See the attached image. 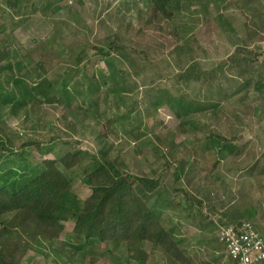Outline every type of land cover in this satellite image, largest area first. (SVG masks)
Wrapping results in <instances>:
<instances>
[{
  "label": "rangeland",
  "instance_id": "1",
  "mask_svg": "<svg viewBox=\"0 0 264 264\" xmlns=\"http://www.w3.org/2000/svg\"><path fill=\"white\" fill-rule=\"evenodd\" d=\"M6 1L9 0H0V39L7 36L5 40L11 50L14 69L12 72L8 70L9 75L18 74L20 70L23 75L30 72L33 76L22 77L30 78L27 82L32 84L35 79L42 81L46 78L60 82L63 79L61 75L69 72L74 83L70 89L75 97L87 96L92 85L98 88L93 98L98 100L99 109L83 115L75 107L71 110L69 107L59 108L56 104L34 105L19 112L13 111L12 105L0 107V128L5 134V153L1 163L6 157L11 158L12 154L6 151L11 144L14 154L19 155L25 149L24 144L38 141L43 142V147L53 145L56 153H65L69 145L51 141L60 136L70 144L69 148H81L97 154L101 147L110 156L119 157V161H123L136 176L150 177L153 169L159 174L165 164L164 160L155 157L158 151L162 152L158 139L180 123L168 105L152 111L154 94L151 93H156L152 90L163 89L173 98L185 95L193 101L201 99L205 101L200 100L201 108L207 111L200 114L197 120L202 123L199 124L210 126L229 140L235 138L238 152L211 172L214 159L189 145L193 141L192 135L177 137L176 142L183 146L173 156L191 155V160L185 159L197 164L207 176L199 174L191 179V185L186 182L182 185L176 183L173 168L166 170L163 174L166 197L179 207L164 211L163 218L168 228H176L174 235L183 242V247L216 250L226 261L228 256L217 239L218 228L213 226L220 220L228 222V218L220 215L221 212H229L230 220L256 209L252 222L259 232L263 230L264 233V104L251 91L229 108L225 107L228 103L221 100L229 92L223 85L233 87V80L238 81L227 71L230 56L237 53L238 48H243L246 51L243 56L248 55L254 60L253 54L264 51V0L202 2L198 6V17L179 13L171 22L161 16L150 15L147 4L142 0H27V4L21 2L18 8L13 9H9ZM18 22L21 26L11 33V28ZM184 33L197 38L199 46L195 45L193 54L178 45L179 36ZM110 43L123 45L122 56L127 57L125 60L112 53L110 59L116 65L114 76L109 75L103 61L105 58L97 51L103 48L104 52H109ZM79 54L81 56L77 60ZM243 56L238 54L236 59ZM36 62L43 63L47 73L38 70ZM189 67L190 70L192 67V73L203 76L201 82L183 83L178 80L177 75ZM205 70L215 76L204 74ZM224 72L228 75L222 76ZM225 77L229 78L228 83H225ZM115 81L120 83L119 88L127 90L133 87L134 91L114 98ZM240 90H237L240 92L238 96L247 92ZM217 102L222 103L215 104ZM257 107L260 111L255 114ZM128 113L130 117H126ZM103 114L105 116H101ZM107 114L120 120V125L113 124L114 132L108 134L104 124ZM142 121L147 122L148 127L140 125ZM68 122L76 125L74 131L66 127ZM122 125L124 129L121 131ZM26 151L32 158L44 160L36 148H27ZM164 153L170 161L167 150ZM48 156L47 159L55 158L54 154ZM60 168L68 171L72 168L73 172H70L75 173L76 178L78 175V179L73 180L74 190L85 200L91 190L80 180L78 161L66 158ZM185 193L190 195L187 202ZM209 193L213 194L212 199L224 200L225 209L218 206L212 214L208 207ZM200 201L203 205L199 204ZM185 205L187 209L182 208ZM72 226L67 223L66 231L55 248H61L64 242L70 241ZM111 248L113 250L114 247ZM47 254L44 257L29 252L23 264H112V261L126 264L127 259L126 250L122 247L114 250L112 255L103 252V257H100L99 254L100 260L84 252L67 255L48 250ZM149 264L170 263L159 252Z\"/></svg>",
  "mask_w": 264,
  "mask_h": 264
},
{
  "label": "trees",
  "instance_id": "2",
  "mask_svg": "<svg viewBox=\"0 0 264 264\" xmlns=\"http://www.w3.org/2000/svg\"><path fill=\"white\" fill-rule=\"evenodd\" d=\"M142 1L147 4L150 15L161 16L168 22H171L173 17L179 13H188L190 17H198V6L202 2L205 4L211 2V0ZM6 2L9 3V5L7 4L9 9L18 8L21 2L24 5L28 3L27 0ZM196 8L198 9L196 10ZM17 24L11 28V33L21 26V22ZM189 35L187 33L180 35L178 45L186 52L193 54V48L195 45L199 46V43L195 35ZM6 37L5 39H7ZM5 39H0V107L12 105V110L19 112L34 105L56 104L59 108L69 107L71 110L75 107L83 115L98 112V100L93 98L94 94L99 91L98 88L92 85L89 93L91 95L75 97L74 91L70 89V85L74 83L69 77L71 76L69 72L61 75L63 79L60 82L46 78L42 81L35 79L32 84L27 82V79L30 78L22 77L33 76L30 72L28 75H23L20 70L18 74L9 75L8 70L12 72L14 68H12L11 50ZM124 49L123 45L115 43H110L109 52L98 48L97 51L105 58L103 61L110 76H114L116 72V65L110 56L112 53L122 56ZM238 49L237 53L230 56L229 70L227 71L239 82L233 80L235 83L233 87H229L227 84L223 85L229 92H226L221 100L227 102L225 107L229 108L251 91L259 97L258 100L261 104H264V51L253 54L255 56L253 60L248 55L243 56L246 53L245 49ZM238 54L243 57L236 59ZM80 56L81 54L77 56V60ZM122 57L127 59L126 56ZM35 67L41 72L47 73L43 63L36 62ZM191 70H193L192 67ZM191 70L189 67L178 74V80L183 83L201 82L203 76L196 75ZM228 72H224L222 76H227ZM204 74L215 76L214 73L206 70ZM228 82L229 78L227 77L225 83ZM119 84L116 81L113 83L112 94L116 99L123 93L134 91L133 87L123 90L119 88ZM233 89L234 91H232ZM240 89L247 92L238 96L240 92L238 93L237 90ZM152 91H156V93H151V95L154 94L152 95V111L158 110L163 105H168L180 120L177 127L168 131L163 138L158 139L162 152L158 151L155 157L165 161V164L162 165L164 168L159 174L156 169H153L150 177L136 176L123 161H119V157L110 156L101 147L97 154L89 153L81 148H69L70 144L63 141L60 136H55L51 141L69 145V150L65 153L63 151L56 153L52 148L53 145L46 144V147H43V142L38 141L24 144L23 148L25 149L19 155L14 154L11 144V148L6 150L12 154L11 158L6 157V160L0 162V264H23L29 252H35L45 257L48 256V250L67 255L71 252H84L100 260V257H103V252L112 255L113 251L119 247L126 250V264H149L155 254L159 252L170 264H192L190 257L183 250V242L174 235L176 228H168L163 218L164 211L169 208L175 210L179 207L174 203L171 204L166 197L167 189L163 184V174L166 170L173 168L176 183H182V185L185 182L187 185H191V179L194 180L195 176L201 174L204 177L207 174L201 171L197 164L190 161L191 155L173 156L180 146H183L181 142H176V138L191 134L193 141H190L189 145L192 144L205 156L214 159L211 172H214L223 160L235 155L238 152V147L235 145V138L229 140L215 129H211L210 126L199 124L202 123L198 121L200 114L207 111L201 108V99L193 101L189 97L186 98L185 95L173 98L163 89ZM213 102L215 101L213 100ZM221 103L215 104L220 105ZM255 111L257 114L260 108H255ZM105 114L101 116H105ZM129 114L126 117H130ZM64 120L67 121V116L64 117ZM119 121L115 115L106 117L104 124L107 134L114 132L112 125L118 124L119 126ZM142 123L143 121L140 122V125H143L144 128L148 127V124H145L147 122ZM66 125L73 131L76 127L73 122H68ZM124 125L119 130L122 131ZM4 135L0 128V160L5 153ZM32 147L37 149L44 160L38 161L36 158H32L31 154L26 151L27 148ZM166 150L171 157L170 161H167V156L164 153ZM50 154H54L55 158L47 159L46 157ZM66 158H74L79 163L80 180L91 190L85 200H82L74 190L73 180L76 178V174L72 173L73 169L71 168L72 172H70L60 168L61 162H64ZM258 163L253 167L254 172ZM76 179H78V175ZM185 196V202H187L190 195L185 193ZM211 196L213 194L209 193L207 199H209L208 207L212 214L218 206L225 209L226 202L224 200L212 199ZM216 202H220V204H216ZM228 203L230 202L228 201ZM199 204L203 205L201 201ZM182 208L187 209V205ZM221 213L220 215L228 218V222L220 220L218 225H213L218 228V232L221 227L241 225L246 221L253 223L252 220L257 214L256 209H251L229 220V212ZM200 214L205 215L202 212ZM204 218L209 220L206 215ZM212 221L210 220V222ZM67 223L73 225L72 234L69 235L70 241L64 242L61 248H55L61 235L66 231ZM253 225L255 226L254 223ZM217 239L222 249L226 251V247L220 242L218 235ZM111 247H114L113 250ZM148 247L149 250H147ZM229 262L236 264L228 256ZM112 264L122 263L112 261Z\"/></svg>",
  "mask_w": 264,
  "mask_h": 264
},
{
  "label": "built area",
  "instance_id": "3",
  "mask_svg": "<svg viewBox=\"0 0 264 264\" xmlns=\"http://www.w3.org/2000/svg\"><path fill=\"white\" fill-rule=\"evenodd\" d=\"M218 238L236 264L264 263V236L251 222L221 227Z\"/></svg>",
  "mask_w": 264,
  "mask_h": 264
},
{
  "label": "crops",
  "instance_id": "4",
  "mask_svg": "<svg viewBox=\"0 0 264 264\" xmlns=\"http://www.w3.org/2000/svg\"><path fill=\"white\" fill-rule=\"evenodd\" d=\"M260 233L264 236L263 230H261ZM183 250L185 254L190 257V262L192 264H232L231 262L228 263V261L220 257V253L218 252V254L216 250L207 249L204 251L198 250L196 248H194V250H191L189 248H186L185 246L183 247ZM225 252L226 251H224V253Z\"/></svg>",
  "mask_w": 264,
  "mask_h": 264
}]
</instances>
